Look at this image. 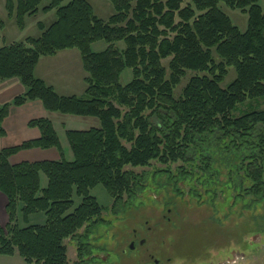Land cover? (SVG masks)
<instances>
[{
    "label": "trees",
    "instance_id": "1",
    "mask_svg": "<svg viewBox=\"0 0 264 264\" xmlns=\"http://www.w3.org/2000/svg\"><path fill=\"white\" fill-rule=\"evenodd\" d=\"M108 1L114 12L103 20L88 0H48L41 8L42 0H5L8 16L19 27L25 15L38 11L54 10L56 19L40 26L38 37L0 47V82L17 77L24 86L22 94L0 104V136L10 107L31 100H40L48 111L96 117L100 126L65 132L69 160L46 118L28 122L38 128L39 138L0 150V191L7 213L0 255L16 254L29 264H69L65 240L101 222L93 221L104 207L90 190L101 184L115 205L140 188L133 168L152 161L170 165L201 158L212 171L209 177L217 176L221 165L226 168V189L231 185L240 196L242 191L264 196V108L234 114L245 101L264 99V8L259 0ZM221 3L247 14L244 31ZM98 40L107 45L94 52L91 44ZM72 48L86 72L82 96L59 95L34 74L41 57ZM229 67L235 77L223 88ZM125 68L132 78L122 84ZM188 71L195 74L176 97L174 90ZM53 147L60 154L57 160L8 161L20 150ZM40 174L46 177L45 187H40ZM74 195L80 202L70 211ZM19 212L24 221L43 212L45 221L20 227ZM86 236L77 238L80 258Z\"/></svg>",
    "mask_w": 264,
    "mask_h": 264
},
{
    "label": "rangeland",
    "instance_id": "2",
    "mask_svg": "<svg viewBox=\"0 0 264 264\" xmlns=\"http://www.w3.org/2000/svg\"><path fill=\"white\" fill-rule=\"evenodd\" d=\"M4 2L0 0V44L2 41L9 44L38 37L40 26L48 27L56 19L54 10L47 13L38 11L31 16L25 15L21 20L22 27H19L15 18L8 16ZM88 2L94 15L103 20L114 12L108 0ZM47 3L48 0H42L39 7ZM258 4L264 8V0H259ZM220 7L241 31L246 29V13L223 3ZM106 45L105 41L98 40L91 44V49L101 51ZM119 46L123 47V42H119ZM213 56L219 61L215 53ZM162 64L166 66L167 60H162ZM194 74L188 71L181 79L174 90L176 97ZM234 77L235 72L229 67L220 86L225 88ZM131 78V69L125 68L120 82L125 84ZM80 86L76 84L75 89ZM254 108H264V99L247 100L238 106L234 114ZM63 149L64 157H71V151L64 143ZM195 158L196 162L188 160L161 165L152 161L150 166L133 168L140 175V188L115 205L101 184L92 188L90 195L104 207L93 222L99 218L101 222L91 229L85 225L78 231V236L87 235L86 249L81 258L78 236L65 240L69 264H153L154 259L164 264H264V231H261L264 196L252 197L244 191L240 196L231 189V185L226 189L223 185L228 181L226 168L221 165L219 174L209 177L212 171L202 163L201 158ZM45 185L46 177L40 174V187ZM174 186L178 188L176 191ZM73 202L70 211L79 204L80 198L74 195ZM44 221L43 212L29 215L26 221L18 213L20 227L43 224ZM141 238L145 239L143 245L138 244ZM132 241L135 242L131 249L129 244ZM141 257L146 263H139ZM14 258L10 262L0 260V264H29L19 255Z\"/></svg>",
    "mask_w": 264,
    "mask_h": 264
},
{
    "label": "crops",
    "instance_id": "3",
    "mask_svg": "<svg viewBox=\"0 0 264 264\" xmlns=\"http://www.w3.org/2000/svg\"><path fill=\"white\" fill-rule=\"evenodd\" d=\"M5 42L2 41L0 47L7 45ZM34 74L46 84L52 86L59 95L82 96L84 94L86 72L82 66L79 52L76 49H64L53 55L41 57L35 66ZM76 84L82 86L76 90ZM23 92L24 86L19 78L12 77L1 81L0 104L11 102ZM36 118H46L51 121L57 133L63 154V143L69 148L65 135L67 130H87L100 126V121L96 117L48 111L40 100H31L20 106L10 107L7 116L1 122L4 133L0 136V150L20 145L27 140L39 138L40 131L38 128L28 126V122ZM70 156L72 157V154ZM71 157H67V159L69 160ZM59 158V151L54 147L48 149L31 148L16 152L8 158V161L11 165H15L24 161L35 162L57 160ZM5 208L6 196L0 191V228L7 222ZM15 255H1L0 260L10 262L12 259H15ZM19 263L21 264V262Z\"/></svg>",
    "mask_w": 264,
    "mask_h": 264
},
{
    "label": "flooded vegetation",
    "instance_id": "4",
    "mask_svg": "<svg viewBox=\"0 0 264 264\" xmlns=\"http://www.w3.org/2000/svg\"><path fill=\"white\" fill-rule=\"evenodd\" d=\"M134 242H135V241L130 242V244H129V248H131V249L133 248ZM144 242H145V239H144V238H141V239L138 240V244H139V245H143ZM123 253H124V251H123ZM167 259H169V258H167ZM148 261H149V260H148ZM148 261H147V262H148ZM139 263H146V262H144V257H141V258H140ZM153 264H164V263H163L162 261H160L159 259H154V260H153Z\"/></svg>",
    "mask_w": 264,
    "mask_h": 264
}]
</instances>
